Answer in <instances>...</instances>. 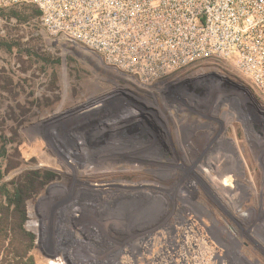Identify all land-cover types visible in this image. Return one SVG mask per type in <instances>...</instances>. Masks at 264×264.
<instances>
[{
  "label": "rangeland",
  "instance_id": "374dc122",
  "mask_svg": "<svg viewBox=\"0 0 264 264\" xmlns=\"http://www.w3.org/2000/svg\"><path fill=\"white\" fill-rule=\"evenodd\" d=\"M37 17L0 5V264H264L263 94L140 88Z\"/></svg>",
  "mask_w": 264,
  "mask_h": 264
},
{
  "label": "built area",
  "instance_id": "2783aa9c",
  "mask_svg": "<svg viewBox=\"0 0 264 264\" xmlns=\"http://www.w3.org/2000/svg\"><path fill=\"white\" fill-rule=\"evenodd\" d=\"M2 3L34 6L51 42L96 56L140 88H161L160 83L195 70L224 68L264 96V0ZM217 80L205 87L207 93L214 98L216 87L215 98H231L254 119L243 98L249 87Z\"/></svg>",
  "mask_w": 264,
  "mask_h": 264
},
{
  "label": "trees",
  "instance_id": "16d2710c",
  "mask_svg": "<svg viewBox=\"0 0 264 264\" xmlns=\"http://www.w3.org/2000/svg\"><path fill=\"white\" fill-rule=\"evenodd\" d=\"M1 178H2V176H1V172H0V179H1ZM4 187H5V186H4ZM4 189H5V188H4ZM13 195H15V198H16V199H13V198H12V199L10 200V203H12V204L14 203V205H18V204H20V203H21V204L23 203V201H24V196H23V195H24V194L22 193V191H17V192H15V194H13ZM13 195H12V196H13ZM9 196H10V194H9ZM31 236L34 238L35 235L33 236V234H31ZM21 259H22L21 264H34L33 262H30V261L26 262V261H25V257H23V256H22Z\"/></svg>",
  "mask_w": 264,
  "mask_h": 264
},
{
  "label": "flooded vegetation",
  "instance_id": "af4514ba",
  "mask_svg": "<svg viewBox=\"0 0 264 264\" xmlns=\"http://www.w3.org/2000/svg\"><path fill=\"white\" fill-rule=\"evenodd\" d=\"M257 129H258V127H257ZM221 263V262H220Z\"/></svg>",
  "mask_w": 264,
  "mask_h": 264
}]
</instances>
